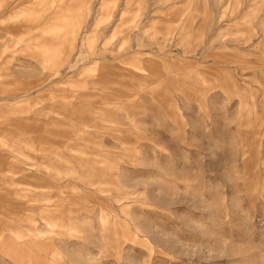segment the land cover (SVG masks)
<instances>
[{"label":"rangeland","instance_id":"374dc122","mask_svg":"<svg viewBox=\"0 0 264 264\" xmlns=\"http://www.w3.org/2000/svg\"><path fill=\"white\" fill-rule=\"evenodd\" d=\"M0 264H264V0H0Z\"/></svg>","mask_w":264,"mask_h":264},{"label":"crops","instance_id":"0c3cea01","mask_svg":"<svg viewBox=\"0 0 264 264\" xmlns=\"http://www.w3.org/2000/svg\"><path fill=\"white\" fill-rule=\"evenodd\" d=\"M88 108L86 107H77L75 110L76 111H84V110H87Z\"/></svg>","mask_w":264,"mask_h":264}]
</instances>
